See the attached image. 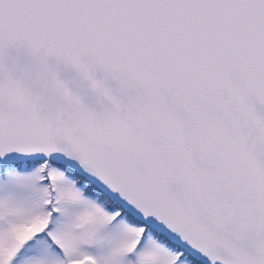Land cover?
Masks as SVG:
<instances>
[{"label":"snow or ice","instance_id":"obj_1","mask_svg":"<svg viewBox=\"0 0 264 264\" xmlns=\"http://www.w3.org/2000/svg\"><path fill=\"white\" fill-rule=\"evenodd\" d=\"M0 264H264V0H0Z\"/></svg>","mask_w":264,"mask_h":264}]
</instances>
